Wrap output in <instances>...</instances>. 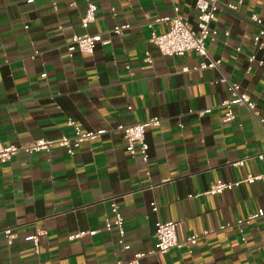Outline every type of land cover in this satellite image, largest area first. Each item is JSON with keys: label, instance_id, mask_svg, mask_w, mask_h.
Segmentation results:
<instances>
[{"label": "crops", "instance_id": "1", "mask_svg": "<svg viewBox=\"0 0 264 264\" xmlns=\"http://www.w3.org/2000/svg\"><path fill=\"white\" fill-rule=\"evenodd\" d=\"M92 1L96 20L84 28L86 0H0V140H57L73 134L70 119L85 131L108 130L74 156L55 146L0 162V264H129L136 253L145 254L141 264H264V216L240 222L264 209V177L209 192L217 180L264 175V49L254 45L251 20L258 14L264 21V0H221L209 57L164 55L150 41L168 28L155 19L175 8L197 28V0ZM124 24L131 28L114 33ZM83 34L110 42L69 57L67 44ZM34 48L40 54L32 58ZM210 58L222 63L201 68ZM223 75L241 84L260 117L235 104V118L225 120L222 103L231 94ZM153 117L162 124L147 130V165L129 156L117 127ZM239 160L244 165H234ZM113 198L129 249L105 226ZM159 220L178 222L180 241L200 234L198 242L155 252ZM40 232L37 254L27 237Z\"/></svg>", "mask_w": 264, "mask_h": 264}, {"label": "built area", "instance_id": "2", "mask_svg": "<svg viewBox=\"0 0 264 264\" xmlns=\"http://www.w3.org/2000/svg\"><path fill=\"white\" fill-rule=\"evenodd\" d=\"M88 7L85 15L81 19L82 26L84 28L89 27V25L96 20V13L98 6L92 0H86ZM242 1V0H240ZM73 5H75L73 3ZM221 0H197V28H194L187 22L183 16H181L177 11L178 8H175L176 13L172 15H166L155 19L156 23H166L168 25L167 30L162 33H157L156 31L152 32L150 41L154 43L162 54L164 55H176L182 56L188 52H197L202 56L209 57L208 50L206 47V42L211 39L213 40L216 37L217 32L212 28V23L217 16L218 10L221 8ZM228 8L235 9L236 6L233 4H228ZM56 7V6H55ZM251 20L257 25L258 30L253 37L254 45L258 49H264V21L258 14H252ZM131 28L130 24L117 25L113 29L116 34H124L125 31ZM110 40H104L101 35H75L73 36L71 42L67 44V54L69 57H73L76 52L83 54H93L99 43H109ZM241 50V48H238ZM40 54V50L34 48L30 56L35 58ZM255 56L250 57V61H255ZM222 63L221 59H211L209 62H203L201 68H213L218 67ZM129 68V66H128ZM47 74L44 73L43 76ZM221 82H224L228 86V90L231 94V98L225 100L222 105L226 107L225 120L231 121L235 118V113L233 111V105L243 104L251 109L256 116L260 117L259 111L256 109V103L252 101L249 95L243 90L242 86L238 82L231 81L227 76L223 75L220 79ZM210 110H202L198 113L203 115ZM263 120V119H262ZM68 126L73 129L72 135L64 134L59 139H36L21 145L10 144L6 145L0 140V162H7L13 157L24 153L31 154L34 152H47L50 153L55 146H60L66 150L70 156L76 154V150L81 147L85 142H90L96 138L104 135L108 130L100 129L97 131H85L79 126L74 120H68ZM162 124V119L159 117H153L144 122H138L135 124H120L117 128L123 133V137L126 140V150L129 153V156L132 159L140 158L141 161L145 164L150 162L149 154V143L146 139L147 130L151 127H159ZM258 157L261 160H264V151L258 154ZM245 160H239L234 163L236 166L244 165ZM148 175L150 171L148 170ZM263 176H253L249 175L245 180L237 181L233 183L224 182L223 180L215 181L210 188L211 194L222 193L226 189H232L234 186L240 185L242 182L252 183ZM157 183L151 182L149 187L156 186ZM153 210H158V205L156 202H152ZM110 214L105 221V226L107 228L115 227L119 233V243L123 246L124 249H129L130 244L126 243L124 236L126 233L124 226V219L120 206L116 200L113 198L110 203ZM264 216V209H259L257 212H254L244 219L240 220L249 222L258 217ZM230 224H225L222 228H226ZM177 227L178 222L176 221H157L156 223V250L155 252L167 253L172 248H182L184 246L195 245L198 242L200 234H193L189 236L186 240L180 241L177 236ZM8 242L12 243L15 238V233L12 228H6L4 230ZM87 233L91 235L96 234V231H82L76 234L71 235L70 239L79 238ZM40 235L32 234L27 237L28 240H32L35 245V252L38 254L40 252ZM144 253H136L132 260L129 261V264H141L140 260L144 256Z\"/></svg>", "mask_w": 264, "mask_h": 264}]
</instances>
